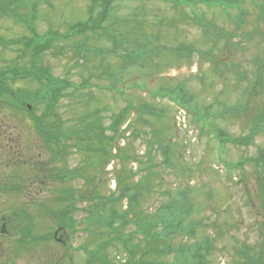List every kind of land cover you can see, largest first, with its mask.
<instances>
[{"label":"rangeland","instance_id":"374dc122","mask_svg":"<svg viewBox=\"0 0 264 264\" xmlns=\"http://www.w3.org/2000/svg\"><path fill=\"white\" fill-rule=\"evenodd\" d=\"M8 1L14 13L35 15L31 28L41 41L48 40L43 35L48 30L59 36L46 51L34 54L27 22L5 15L0 18V70L13 64L27 67L32 61L72 86L61 91L39 123L50 132L44 139L29 113L0 103V125L5 135L10 129L9 135L19 141L20 153L27 158L52 157L58 143L64 144L62 161L58 158L59 166L52 171L69 174L48 183L37 195L19 182L20 191L10 192L8 180L14 175L0 168V179L7 180L0 189V264H84L89 256L79 247L95 249L100 243L96 232L103 230L82 231L89 215V191L116 195L140 178L152 181L151 191L139 201V209L146 213L180 200L186 192L185 202L192 209L185 215L187 222L196 223L195 231L176 236L172 245L191 246L208 238L209 264H242L240 248L257 252L264 239L263 165L257 163L264 151V128H256L254 122L264 120V84L253 86L261 80L257 61L264 59V0H256L260 8L243 0L245 13L239 21L236 9L234 17L227 18L218 7L200 2L195 14L172 1L114 0L105 21L99 22V1L22 0L24 8ZM76 24H82L78 27L84 33H72ZM21 37H28V42L23 38L16 43ZM11 84L22 94L37 87L26 76ZM158 91L179 100L191 96L188 105L194 112L189 109L184 116ZM44 104L34 108L35 117L42 114ZM235 105L237 111L227 110ZM199 114H205V120ZM203 125L208 130L202 132ZM57 129L65 139H56ZM216 134L235 142L220 146ZM164 148H169V161L162 160ZM239 161L243 164L228 176L222 172L220 164ZM69 186L75 201L59 202L52 193ZM67 204L75 207L68 215L76 220V228L58 231ZM116 204L124 210L127 200ZM43 206L57 215L47 216ZM11 208L29 214L33 238L21 239L23 212L12 215ZM61 240H66L64 246ZM120 249L110 245L108 259L124 262L128 255Z\"/></svg>","mask_w":264,"mask_h":264},{"label":"trees","instance_id":"16d2710c","mask_svg":"<svg viewBox=\"0 0 264 264\" xmlns=\"http://www.w3.org/2000/svg\"><path fill=\"white\" fill-rule=\"evenodd\" d=\"M15 1L18 2L17 7L19 8H24V6H26L22 0ZM94 1H99L101 5L99 21L101 19L105 21V17L108 15L109 8L114 0ZM178 2L183 3V1L180 0H178ZM0 5V18L5 15H11L18 20H25L27 22V26H29V30L32 32V39L29 41L31 42L30 45H32L31 49L34 54L46 51L47 47L49 45L51 46V42L54 39L53 37L59 36L57 32L51 31L43 34L48 40L41 41V35L36 33L33 27L31 28L30 21L34 20V14H31L29 18H26L24 15L14 13L10 10L8 0H0ZM224 5L227 6L228 3H224ZM227 16L230 18L234 17L233 14H228ZM243 16L244 12L236 14L238 21L241 20ZM77 26V24L72 26V33L77 32ZM23 38L24 37L16 39L15 42L20 43ZM27 38L28 37L24 38L25 42H28ZM43 42H45L44 46H42ZM257 63L262 67V69L259 70L261 80L258 81L257 79L256 82H254L253 88H256L255 84H264V59L258 60ZM24 76L30 77L31 81L37 83L36 89L32 92L23 94L19 93L17 90L13 91L15 88H12L10 82L17 81L18 77L22 78ZM71 85V83H68L65 80L63 81L59 78H54L46 68L39 67L35 62L31 61L30 65L27 67L25 65L20 66L18 64H13L0 70V103H5L6 105L9 102H13L14 108L29 113L30 118H33L35 122L38 136L40 135L44 139L50 132L47 131L48 129L42 128L39 123L48 113H50L53 106V100L59 97L62 90ZM190 99L191 96H185V98L180 101L189 107ZM42 101L46 102V105L44 104V111L39 117H35L33 114L34 108L39 103L41 104ZM28 105H30L32 109H29ZM238 109V105L227 108L230 112H233L234 110L237 111ZM123 111L122 115L124 114ZM118 121H123V119L120 118ZM254 126L263 129L264 120L261 118L255 120ZM53 132L56 134V139L58 141L65 139V134L61 129L53 130ZM221 134L223 135L222 132ZM1 136L9 137L10 135L2 133ZM216 136L218 141H223V138L219 137L218 134H216ZM16 142L17 150L15 152H9L8 149L0 150V168H3L4 170L10 169L12 171L11 174L14 175L8 180L9 183L13 182L15 185L18 182L22 183V186L27 188L28 193V189H30V191L32 190L31 193L41 195L44 193L43 188L48 183H55L56 181H60L63 176L69 175L67 174L68 172L60 174L57 173V171H52L55 168L54 165L58 164L59 166L58 158H60L59 155L63 156L62 154L65 152L66 146H64V144L58 143L59 145L55 148L52 157L47 155L43 157L41 154L40 156H28L27 158L23 156L18 149L20 148L19 141ZM0 144L7 146V143ZM162 153L165 155L162 160L167 158L169 161V148L162 149ZM56 159L57 161H55ZM60 159L62 161V158ZM260 161L263 165L262 173L264 177V151L258 156L257 163L259 164ZM26 164L29 165L26 166ZM241 164L242 163L239 162L236 165L239 166ZM23 166H25V168ZM230 168L231 165L227 167V170ZM6 181L0 182L1 189L2 187H6ZM263 183L264 180L262 181V185ZM120 185L121 184H118V187H120ZM150 185H152V181L140 178V180H137V185H134L133 187L124 186L116 195L110 193L109 195L102 196L98 192L92 193L89 191L90 196L88 199L90 200V204H88L89 210L86 212L89 213V215L85 217V224L82 227V231L91 234L90 232H93L94 228L101 227L103 230L96 232L99 233L97 236H99L100 243L95 249L87 251L85 248L79 247L81 251L84 250L89 256L84 264H116L109 260L106 255L107 248L110 245L115 246V244H118L121 248V253L124 252V254L126 253V255H128L124 262L120 264H209L208 250L210 248V240L208 238H205L202 242L194 243L191 246H187L184 243L176 246L172 245V239L176 236H191L195 231L194 226L196 223L191 221L187 222L186 219L189 213L188 209H192L191 204L187 205L185 202V200H187L186 192H183V196L179 197L180 200H174L163 204L162 207H158L157 212L156 210L154 212L149 210V213H146L139 209L141 208L139 207V201L140 197L151 191ZM16 189L20 191L18 188ZM68 189H70V186L62 187V190L59 189L52 194H56L55 198L59 202L67 201L72 203V201H75V196L70 195ZM23 192L26 193V191ZM262 198L264 200V190L262 191ZM78 199H82L81 196L80 198L78 197ZM95 199L96 201H94ZM123 199L127 200V207L124 210H121L117 207L116 202ZM70 205L71 204H67V207H69L67 208V211H64L62 214L65 215L61 218L62 220L60 222L62 229L68 227L73 230L76 228V220L68 215L69 211L75 209V207ZM43 208V212L48 213L47 216L51 215L55 217V215H57L56 213L51 212L47 206H43ZM185 212H187V215H185ZM12 215H15V213ZM60 215L61 214H58V216ZM23 218L24 223L21 226V233L26 234L29 229L32 230V219L31 217L29 218L26 213L23 214ZM130 226L133 227V230L126 232V228ZM134 237L137 239L133 242L132 240ZM261 243L262 244L259 246L260 248L257 252H253V249L250 247L240 248L237 251L239 257L242 259L240 260L242 264H264V239ZM68 264L73 263L70 261Z\"/></svg>","mask_w":264,"mask_h":264},{"label":"flooded vegetation","instance_id":"af4514ba","mask_svg":"<svg viewBox=\"0 0 264 264\" xmlns=\"http://www.w3.org/2000/svg\"><path fill=\"white\" fill-rule=\"evenodd\" d=\"M4 130H5V128L4 127H1V125H0V143H7V146H3V145L0 144V150L1 149H8L9 152H15L17 150L16 137H12V136H9V137L1 136L2 133H5ZM7 132L10 134L11 130L9 129V131L7 130ZM9 179H10V177H9ZM0 182H2V180H0ZM15 188H16V185L13 182L10 183V187H9L10 192L11 191H15L16 190ZM2 230H3V228H2Z\"/></svg>","mask_w":264,"mask_h":264}]
</instances>
